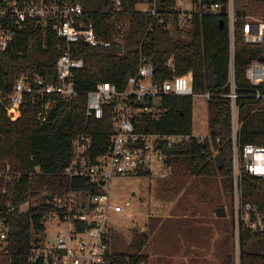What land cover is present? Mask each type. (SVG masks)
Returning <instances> with one entry per match:
<instances>
[{
	"label": "trees",
	"instance_id": "trees-1",
	"mask_svg": "<svg viewBox=\"0 0 264 264\" xmlns=\"http://www.w3.org/2000/svg\"><path fill=\"white\" fill-rule=\"evenodd\" d=\"M119 1L117 8L113 0H81L84 9L92 13L97 37L121 41L122 50L116 51L115 46H90L81 41L73 43L71 56L84 62L81 69L72 72L78 94L68 98L54 96L46 122L38 120L42 102L37 98L25 96L20 116L14 121L6 115L3 104L17 78L23 74H38L47 81H55L56 61L65 50L64 41L51 28L45 32L26 28L17 30L8 46L0 50V90L3 92L0 101V211L5 214L7 225V237L0 244V264H27L35 237L45 229V213L53 211L44 193L62 196L72 190L91 189L86 179L63 174L71 160L70 142L75 135L90 134L93 152L98 154L107 149L113 134L112 103L105 105L102 119L87 118L86 94L102 81L124 90L127 78L138 67L140 52L152 61L156 77L171 76L165 64L172 58L177 73H192L195 93L208 90L213 95L208 102L210 140L193 138L172 146L167 150L168 164L173 172L181 171L205 185L219 178L229 200L227 207L230 206V107L225 98L218 96L229 91L227 17L197 11L189 26L181 29L177 25L180 11L177 0H158L156 17L137 11L138 0ZM214 2L226 4V0H192L197 10ZM160 16L170 20V28L159 24ZM246 17V9L235 8L233 76L241 121L239 135L242 143L264 145V98L255 96L257 91L264 95V84H251L244 74L252 60L264 62V44L244 42L241 28ZM220 19L224 22L222 27ZM133 122L140 132L191 133L193 98L165 96L150 114L139 113ZM218 152L224 159L220 169L213 161ZM242 180L245 200L264 203V182L248 174H244ZM215 188L217 191L218 185ZM198 197L201 201L216 199L215 194H207L205 190ZM28 200L26 210L19 211L18 206ZM7 204L11 210L6 208ZM112 241L110 234L107 256L111 264H149L144 252L149 241L147 232L132 231L125 252L113 251ZM262 243L264 232L252 234L241 228L238 264H264V252L256 248Z\"/></svg>",
	"mask_w": 264,
	"mask_h": 264
},
{
	"label": "built area",
	"instance_id": "built-area-1",
	"mask_svg": "<svg viewBox=\"0 0 264 264\" xmlns=\"http://www.w3.org/2000/svg\"><path fill=\"white\" fill-rule=\"evenodd\" d=\"M117 8L120 1L113 0ZM158 0H138L136 10L156 17ZM141 5L138 9L137 5ZM219 2L204 5L200 10L192 3L187 10L179 9L177 25L187 28L197 11L221 15ZM227 25L230 41L229 91L218 96L227 100L230 107L231 146V192L230 208L233 232L239 240L240 229L252 234L264 232V203L247 201L244 198L243 175L257 177L264 182V145L242 143L241 121L236 103L238 94L233 76V52L235 33V8L233 0H226ZM92 13L84 9L81 0H0V50H4L17 30L34 28L40 32L53 30L65 43V50L56 61V79L47 81L38 74H23L17 78L4 103L6 115L12 121L20 116V106L25 96L39 99L40 123L47 121L54 96L74 97L78 94L72 72L83 67V59L71 56V45L84 42L90 46L123 45L121 41L103 40L97 37ZM159 24L170 28L169 19L160 16ZM241 33L247 44H264V18L246 20ZM171 76L158 78L149 57L140 52L138 67L126 80L124 90H118L111 82H98L86 94L85 115L99 120L103 118L105 105H111L113 134L107 149L98 154L93 152V140L88 133L75 135L71 142V160L64 168L67 177L84 178L91 189L72 190L62 196L46 198L53 211L46 218H56L63 227L56 229L53 242L40 241L37 236L27 255V264H111L107 256L111 234L110 213H119L130 206L114 203L107 182L113 175H143L157 173L158 177H170L173 173L168 164L167 150L182 141L210 140V135L195 136L191 133L140 132L136 130L134 118L137 114H150L158 101L165 96L203 97L208 102L213 95L207 90L195 93L190 71L177 73L176 64L170 58L165 64ZM245 78L251 84H264V62L252 60L246 65ZM3 92L0 90V101ZM256 98H264L259 91ZM208 105V104H207ZM107 109L108 106L106 107ZM219 143L218 138L215 139ZM47 194V193H46ZM29 200L18 206L26 210ZM11 210L9 204L6 205ZM44 219V220H45ZM6 217L0 211V244L7 237ZM142 230V228H140Z\"/></svg>",
	"mask_w": 264,
	"mask_h": 264
},
{
	"label": "rangeland",
	"instance_id": "rangeland-1",
	"mask_svg": "<svg viewBox=\"0 0 264 264\" xmlns=\"http://www.w3.org/2000/svg\"><path fill=\"white\" fill-rule=\"evenodd\" d=\"M234 8L246 9V20L264 18V0H233ZM191 0H177L182 10L190 7ZM140 9L141 5H137ZM208 101L193 97L192 134L209 135ZM173 171V170H172ZM199 182L191 176L175 170L170 177H158L157 173L146 175H113L107 182L114 203L129 201L130 206L119 213H110L113 251L125 252L135 229L149 234L144 252L149 264H231L239 263V244L233 232L231 208L221 189L220 179ZM218 189L216 191V186ZM205 192L216 196L201 201L199 194ZM220 197V199L218 198ZM218 198V199H217ZM224 207L226 216L217 217L215 211ZM45 230L38 240L53 242L56 229L63 227L56 218L44 220ZM191 232V254L187 262L181 260L174 245L175 229ZM178 230V229H177ZM182 234V233H181ZM189 237V236H186ZM190 238V237H189ZM192 241V240H191ZM196 243V244H195ZM164 245L165 248H161ZM264 252V243L257 244Z\"/></svg>",
	"mask_w": 264,
	"mask_h": 264
},
{
	"label": "crops",
	"instance_id": "crops-1",
	"mask_svg": "<svg viewBox=\"0 0 264 264\" xmlns=\"http://www.w3.org/2000/svg\"><path fill=\"white\" fill-rule=\"evenodd\" d=\"M141 228H142V231H144V228L143 227H141ZM177 229H175L176 233L174 234V238H176L174 245L177 249V252L175 254H177V256L181 260L186 261L187 258L189 257V255L192 253L191 247H190L191 242H194L195 240L191 238V232L188 233V232H186V230H184L182 228H177ZM186 236H189L190 238L186 237ZM161 248H165V246L162 245Z\"/></svg>",
	"mask_w": 264,
	"mask_h": 264
},
{
	"label": "water",
	"instance_id": "water-1",
	"mask_svg": "<svg viewBox=\"0 0 264 264\" xmlns=\"http://www.w3.org/2000/svg\"><path fill=\"white\" fill-rule=\"evenodd\" d=\"M220 14L223 15V16L226 14V6L225 5H222L221 6ZM223 23H224L223 22V19H220L219 20V25L221 27L223 26ZM115 50L118 51V52L121 51L122 50V45L121 44H118L117 47L115 48ZM213 161H214L215 167L217 169H220L222 167V164H223V161H224L222 154L220 152H218L214 156ZM43 197L48 198L49 197V194L44 193L43 194ZM215 214H216L217 217H224V216H226L224 207H222V206L218 207L216 209V211H215Z\"/></svg>",
	"mask_w": 264,
	"mask_h": 264
}]
</instances>
